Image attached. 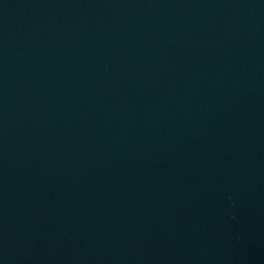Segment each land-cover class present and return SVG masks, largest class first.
Returning <instances> with one entry per match:
<instances>
[{"label": "water", "instance_id": "obj_1", "mask_svg": "<svg viewBox=\"0 0 264 264\" xmlns=\"http://www.w3.org/2000/svg\"><path fill=\"white\" fill-rule=\"evenodd\" d=\"M0 264H264V0H0Z\"/></svg>", "mask_w": 264, "mask_h": 264}]
</instances>
